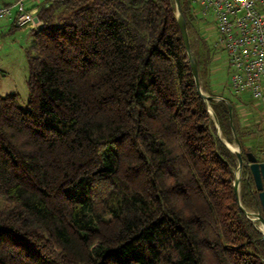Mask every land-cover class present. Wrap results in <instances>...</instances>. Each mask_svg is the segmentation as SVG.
Masks as SVG:
<instances>
[{"label": "trees", "instance_id": "trees-1", "mask_svg": "<svg viewBox=\"0 0 264 264\" xmlns=\"http://www.w3.org/2000/svg\"><path fill=\"white\" fill-rule=\"evenodd\" d=\"M181 2L215 97L214 51L193 47ZM28 8L41 22L26 48L29 98L0 94V264H264L248 214L264 216L259 193L244 166L240 206L224 141L239 142L244 161L264 156L233 99L199 93L175 0Z\"/></svg>", "mask_w": 264, "mask_h": 264}, {"label": "built area", "instance_id": "built-area-1", "mask_svg": "<svg viewBox=\"0 0 264 264\" xmlns=\"http://www.w3.org/2000/svg\"><path fill=\"white\" fill-rule=\"evenodd\" d=\"M190 2L198 29L217 35L215 47L225 54L229 67V90L236 96L248 93L264 106V0ZM28 6L26 0L0 4V20H15L19 28L33 27L38 8Z\"/></svg>", "mask_w": 264, "mask_h": 264}, {"label": "rangeland", "instance_id": "rangeland-1", "mask_svg": "<svg viewBox=\"0 0 264 264\" xmlns=\"http://www.w3.org/2000/svg\"><path fill=\"white\" fill-rule=\"evenodd\" d=\"M37 13L38 11L36 12L37 22L35 27L41 24ZM11 24L12 21L9 19L0 20V94L19 93L22 96V103L26 105L29 98V89L27 86L29 68L26 48L31 41L30 29L19 28L16 24V27L13 28ZM197 24L196 20H193L195 28L192 34L193 47L199 50L203 49V43L205 42L207 47L214 51V56L206 78L208 82L211 81L210 84L208 83L209 86L212 85L213 91L215 90L218 94L217 97H221L219 95L224 94L223 98L229 96V98L235 101L240 114V127L244 128V130L248 129L252 131L251 138L248 139L247 144L260 156H264V106L260 102L253 100L248 93H244L242 96H236L229 90L227 85L229 81V67L225 63V54L219 52L215 47L217 35L213 30L209 32L200 31ZM203 91L209 94L208 91L204 89ZM232 145L238 148L236 143ZM250 210L253 212L256 211L254 208ZM255 222H257V226L262 231L260 223L258 221Z\"/></svg>", "mask_w": 264, "mask_h": 264}, {"label": "water", "instance_id": "water-1", "mask_svg": "<svg viewBox=\"0 0 264 264\" xmlns=\"http://www.w3.org/2000/svg\"><path fill=\"white\" fill-rule=\"evenodd\" d=\"M175 4H176V10H177L178 23H179V26H180V29H181V32H182V35L184 38L185 46H186L189 61H190V66H191L192 73H193V76H194V79L196 82L197 89H198L199 93L202 95V97L206 101H208L213 96H210L209 94L205 93L203 91V88H202V83H201V79H200V72H199V62H198V58L196 56V53L192 48V44H191V40H190V34L188 31V25H187L188 21H187V18L183 12L182 2H181V0H175ZM213 98L216 100H224L227 102V100L223 97L215 96ZM229 111H230L231 123L233 125V106L231 103H229ZM211 113L213 114L214 119L217 122V118H216L215 114L212 111H211ZM233 131L235 132L234 127H233ZM224 142L227 144V146L232 151H234L237 154V159H238L239 165H238V172L236 173V177H235V181H234V190H235L237 200H238L240 206L244 209V207L242 206L241 197H240V184H241V175H242L243 167L245 166V167H248L250 172L252 173L254 183H255V187L259 193V197H260V200H261V203L263 206V211H264V161H260L258 159V157L252 151L247 152V159L248 160L244 161L243 155H242V150H241V145L239 142L237 144L238 145L237 149L232 148L228 144L229 142H227V141H224ZM248 214L251 215L252 220L258 221L260 223V225L262 224L264 226V216L261 212H250Z\"/></svg>", "mask_w": 264, "mask_h": 264}, {"label": "crops", "instance_id": "crops-1", "mask_svg": "<svg viewBox=\"0 0 264 264\" xmlns=\"http://www.w3.org/2000/svg\"><path fill=\"white\" fill-rule=\"evenodd\" d=\"M5 1L15 3L17 0H5ZM36 2H37V1H35V0H26V3H27L29 6L34 5ZM10 21H11V20H10ZM34 27H35V26L30 27L29 29L31 30V29L34 28Z\"/></svg>", "mask_w": 264, "mask_h": 264}, {"label": "bare ground", "instance_id": "bare-ground-1", "mask_svg": "<svg viewBox=\"0 0 264 264\" xmlns=\"http://www.w3.org/2000/svg\"><path fill=\"white\" fill-rule=\"evenodd\" d=\"M232 148L237 149V146L234 145V146H232ZM260 226H261V228H262L263 225L261 224ZM262 230H263V229H262ZM263 231H264V230H263Z\"/></svg>", "mask_w": 264, "mask_h": 264}]
</instances>
